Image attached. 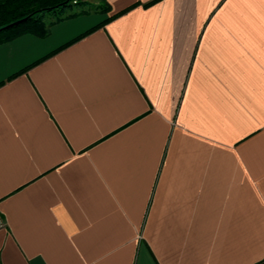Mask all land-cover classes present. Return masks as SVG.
<instances>
[{"label":"crops","instance_id":"crops-1","mask_svg":"<svg viewBox=\"0 0 264 264\" xmlns=\"http://www.w3.org/2000/svg\"><path fill=\"white\" fill-rule=\"evenodd\" d=\"M0 44V264H264V0H109Z\"/></svg>","mask_w":264,"mask_h":264},{"label":"trees","instance_id":"trees-1","mask_svg":"<svg viewBox=\"0 0 264 264\" xmlns=\"http://www.w3.org/2000/svg\"><path fill=\"white\" fill-rule=\"evenodd\" d=\"M81 0H0V44L31 33L41 37L46 14L63 12L79 5Z\"/></svg>","mask_w":264,"mask_h":264},{"label":"rangeland","instance_id":"rangeland-1","mask_svg":"<svg viewBox=\"0 0 264 264\" xmlns=\"http://www.w3.org/2000/svg\"><path fill=\"white\" fill-rule=\"evenodd\" d=\"M108 1L109 0H81L79 2V5L73 7V8H70V9H67L63 12H56V13H53V14H46L44 16V19H43V26L45 27L47 20H50V19H60L63 17V14L69 12V11H74V10H79V11H82V10H86V11H97V12H102V11H106L108 9Z\"/></svg>","mask_w":264,"mask_h":264},{"label":"built area","instance_id":"built-area-1","mask_svg":"<svg viewBox=\"0 0 264 264\" xmlns=\"http://www.w3.org/2000/svg\"><path fill=\"white\" fill-rule=\"evenodd\" d=\"M0 226H1V227L4 226V223H3V221L1 220V218H0Z\"/></svg>","mask_w":264,"mask_h":264}]
</instances>
